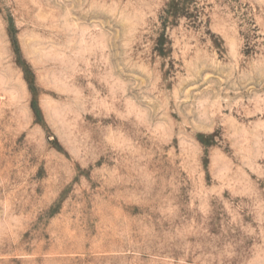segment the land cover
<instances>
[{
    "label": "rangeland",
    "instance_id": "obj_1",
    "mask_svg": "<svg viewBox=\"0 0 264 264\" xmlns=\"http://www.w3.org/2000/svg\"><path fill=\"white\" fill-rule=\"evenodd\" d=\"M0 264H264V0H0Z\"/></svg>",
    "mask_w": 264,
    "mask_h": 264
}]
</instances>
